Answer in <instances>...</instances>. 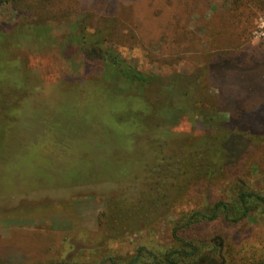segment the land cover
Returning <instances> with one entry per match:
<instances>
[{"label":"rangeland","instance_id":"374dc122","mask_svg":"<svg viewBox=\"0 0 264 264\" xmlns=\"http://www.w3.org/2000/svg\"><path fill=\"white\" fill-rule=\"evenodd\" d=\"M55 3L0 9V264H168L186 244L178 264L264 261V206L189 223L264 197V0ZM177 76L191 104L156 142L119 122Z\"/></svg>","mask_w":264,"mask_h":264},{"label":"trees","instance_id":"16d2710c","mask_svg":"<svg viewBox=\"0 0 264 264\" xmlns=\"http://www.w3.org/2000/svg\"><path fill=\"white\" fill-rule=\"evenodd\" d=\"M8 4H15V7L21 11L28 10L30 12H36L37 10L41 11L39 22L49 18L51 12V7L56 5L55 0H0V9ZM88 44V43H87ZM91 44V43H90ZM92 45H94L92 43ZM119 66V64L117 63ZM120 76V75H119ZM120 78V77H119ZM127 80L133 88L138 84L146 85L152 83L153 81L148 80V78L143 77L141 74L136 73L135 71L122 70L121 79ZM195 80L186 78L183 76H177L175 80L167 83L166 91L157 96L154 94H144L142 97L144 99L141 108L137 111L130 110L125 112L121 117L120 123H131L135 122L138 126L141 136L147 141L156 142L159 138L158 135H155V132H159L160 124L163 119L168 118V112H170L176 104L181 103L184 107H188L191 104L192 93L190 92L193 87H195ZM132 88V89H133ZM169 89V90H168ZM117 91V90H116ZM114 86L110 85L108 90V95H117ZM118 96V95H117ZM156 99V100H155ZM145 100L147 103H145ZM177 101H179L177 103ZM153 105V106H152ZM154 107V114L152 117H148V113ZM157 108V109H156ZM84 123V122H83ZM238 203L235 205H230L225 202H220L214 205L211 210L203 213L193 214L189 223H201V222H211L216 221L219 217L224 216L225 219L231 222H239L245 219L250 213L248 204L256 202L264 206V197L255 194V193H241L238 197ZM187 247L191 249V252L186 254L181 252H175L170 254L167 257L168 264H178V260L185 261L186 257H194L199 252V247H195L191 244H186ZM206 245L202 246L201 249L204 250ZM153 264H160L158 260L154 257ZM196 264H213L212 260L207 258H202L199 261L197 260ZM256 264H264V261H261Z\"/></svg>","mask_w":264,"mask_h":264}]
</instances>
